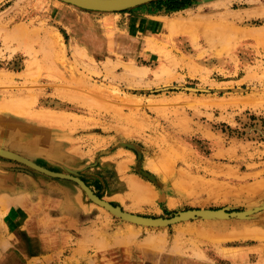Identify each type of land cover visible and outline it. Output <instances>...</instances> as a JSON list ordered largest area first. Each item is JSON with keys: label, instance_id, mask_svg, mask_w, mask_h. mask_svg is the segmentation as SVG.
Returning a JSON list of instances; mask_svg holds the SVG:
<instances>
[{"label": "rangeland", "instance_id": "1", "mask_svg": "<svg viewBox=\"0 0 264 264\" xmlns=\"http://www.w3.org/2000/svg\"><path fill=\"white\" fill-rule=\"evenodd\" d=\"M0 147L141 217L264 206V0H0ZM77 185L0 156V264L21 229L52 254L29 264H264V207L148 227Z\"/></svg>", "mask_w": 264, "mask_h": 264}, {"label": "water", "instance_id": "2", "mask_svg": "<svg viewBox=\"0 0 264 264\" xmlns=\"http://www.w3.org/2000/svg\"><path fill=\"white\" fill-rule=\"evenodd\" d=\"M65 3L71 4L73 6H76L78 8L90 11V12H99V13H121L126 12L132 9H135L137 7L152 3L157 0H61ZM0 156L3 158H8L10 160H14L17 162H20L22 164H25L29 167L35 168L36 170L51 176L53 178L58 179H64V180H70L73 181L79 185L82 186V188L89 194L90 198L97 202L100 205H103L110 209L111 211L115 212L117 214L116 216L119 218H122L123 220L134 222L139 225L148 226V227H167L171 225H175L184 221L193 220L196 218H246L251 215L250 212H234V213H228L222 210H192V211H186L182 212L176 217L173 218H146L141 217L137 215H132L129 213H125L120 208H115L113 205L105 202L102 200L97 194L93 192V190L80 178L73 176V175H67L59 172H54L52 170L46 169L44 167H41L37 165L36 163H31L29 160L24 159L20 155L1 151L0 150ZM264 209V208H263Z\"/></svg>", "mask_w": 264, "mask_h": 264}, {"label": "crops", "instance_id": "3", "mask_svg": "<svg viewBox=\"0 0 264 264\" xmlns=\"http://www.w3.org/2000/svg\"><path fill=\"white\" fill-rule=\"evenodd\" d=\"M49 247L45 236L28 234L21 229L20 232L14 233V245L4 255V259L7 261L4 264H29L37 258L52 255ZM120 250L111 248L94 252L88 264H147V260L140 259V256H138L136 252L138 250L133 248L127 252L123 250V252L128 253L125 260L122 258V254L119 253ZM64 251H67V249Z\"/></svg>", "mask_w": 264, "mask_h": 264}, {"label": "bare ground", "instance_id": "4", "mask_svg": "<svg viewBox=\"0 0 264 264\" xmlns=\"http://www.w3.org/2000/svg\"><path fill=\"white\" fill-rule=\"evenodd\" d=\"M60 3V2H59ZM183 25H181L180 27H182ZM0 150L2 151H6V152H8L9 150H6V149H3V148H1L0 147ZM9 152H11V153H14V154H17V155H20L21 157H23L24 159H27V160H29L31 163H35L34 161H32V160H30L29 158H27V157H25V156H23V155H21V154H18V153H15V152H12V151H9ZM37 164V163H36ZM38 165V164H37ZM40 166V165H39ZM42 167V166H41ZM32 168V167H31ZM34 170H36L35 168H33ZM36 171H38V170H36ZM40 172V171H39ZM68 175V174H67ZM79 188H81V189H83L82 188V186L81 185H77ZM83 191L85 192V194H86V196L89 198L90 196H89V194L83 189ZM92 200V199H91ZM103 200V199H102ZM93 201V200H92ZM105 201V200H104ZM105 202H107V201H105ZM93 203H94V205L95 206H97V208H99L100 210H102L103 212H105V213H107L108 215H117V214H115V212H113V211H111L110 209H108L107 207H105V206H103V205H100V204H98L97 202H95V201H93ZM107 203H109V202H107ZM109 204H111V203H109ZM112 205V204H111ZM114 206V205H113ZM115 208H119V207H116V206H114ZM264 206H261V207H258V208H255V209H250L248 212H250L251 213V215L250 216H254L255 214H257V212L259 211V210H261L262 208H263ZM121 209V208H120ZM123 211V210H122ZM245 212H247V211H245ZM125 213H127V212H125ZM130 214V213H129ZM133 215V214H132ZM117 217V216H116ZM122 219V218H121ZM225 218H218V219H215V218H213V219H211V218H207L206 220H224ZM128 222V221H127ZM135 222V221H134ZM134 222H130L129 221V223L130 224H134ZM207 222V221H206ZM216 222H218V221H216ZM125 223H126V221H125ZM129 226V225H128ZM130 227L131 228H133L134 227V225H130ZM139 227H141V226H139ZM34 261V260H33Z\"/></svg>", "mask_w": 264, "mask_h": 264}]
</instances>
